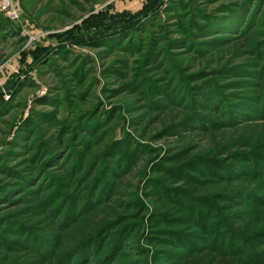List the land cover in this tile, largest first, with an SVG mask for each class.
I'll use <instances>...</instances> for the list:
<instances>
[{
  "label": "rangeland",
  "instance_id": "obj_1",
  "mask_svg": "<svg viewBox=\"0 0 264 264\" xmlns=\"http://www.w3.org/2000/svg\"><path fill=\"white\" fill-rule=\"evenodd\" d=\"M15 5L0 264H264V0Z\"/></svg>",
  "mask_w": 264,
  "mask_h": 264
},
{
  "label": "built area",
  "instance_id": "obj_2",
  "mask_svg": "<svg viewBox=\"0 0 264 264\" xmlns=\"http://www.w3.org/2000/svg\"><path fill=\"white\" fill-rule=\"evenodd\" d=\"M0 12L3 13L10 22L19 20V13L15 5V0H0Z\"/></svg>",
  "mask_w": 264,
  "mask_h": 264
},
{
  "label": "trees",
  "instance_id": "obj_3",
  "mask_svg": "<svg viewBox=\"0 0 264 264\" xmlns=\"http://www.w3.org/2000/svg\"><path fill=\"white\" fill-rule=\"evenodd\" d=\"M180 159H181V158H179V159H178V158L175 159V161H174V162H175V163H174L175 165L173 164L172 167H176V169H178V170H180V171H183L182 167H184V166H181L180 164H178V163H180V161H181ZM190 163H191V162L187 163L186 166H187V167H190ZM173 173H174V172H173ZM175 176H176V174H175ZM220 264H229V263L223 261V262H220Z\"/></svg>",
  "mask_w": 264,
  "mask_h": 264
}]
</instances>
